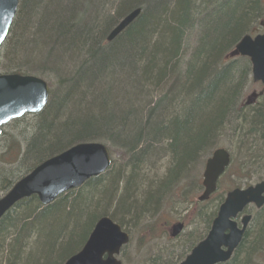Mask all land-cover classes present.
Listing matches in <instances>:
<instances>
[{
    "label": "trees",
    "instance_id": "16d2710c",
    "mask_svg": "<svg viewBox=\"0 0 264 264\" xmlns=\"http://www.w3.org/2000/svg\"><path fill=\"white\" fill-rule=\"evenodd\" d=\"M85 3L98 6L93 17L88 9L81 13L77 4ZM260 3L20 0L4 54L0 51V67L1 58H6L3 72L56 76L58 87L51 90L46 108L34 115L35 132L25 149L19 148L8 163L18 161L25 173L88 141L103 142L112 152L110 144L127 161H114L105 174L49 206L36 197L16 204L0 221V264H63L81 249L105 214L122 226L135 222L136 227L142 214L156 211L177 176L194 167L202 154L211 155L215 139L227 130L239 135L248 158L264 159V102L242 109L245 90L253 85L251 65L245 58L229 56L237 42L253 32ZM135 8L142 9L139 17L107 42L114 26ZM156 158L168 168L154 183L159 177ZM244 162L240 169L255 172L248 166L252 160ZM144 163L154 168L143 174ZM14 180L0 170V196ZM222 198L201 216L206 232ZM263 210L233 258L220 264H264ZM154 229L145 227V233ZM149 260L146 264H160L161 258Z\"/></svg>",
    "mask_w": 264,
    "mask_h": 264
},
{
    "label": "water",
    "instance_id": "95a60500",
    "mask_svg": "<svg viewBox=\"0 0 264 264\" xmlns=\"http://www.w3.org/2000/svg\"><path fill=\"white\" fill-rule=\"evenodd\" d=\"M19 1L0 0V48L8 36ZM141 12V8H135L124 16L111 30L107 40L115 39ZM236 54L250 58L254 82L264 84V34L255 37L245 35L236 45ZM48 99L49 88L44 79L18 73L0 74V134L3 126L10 121L26 114L40 113ZM230 161L226 149L220 148L213 152L205 165L204 192L199 197L200 201L209 199L217 190L218 179ZM111 162L107 146L95 141L78 143L45 160L0 198V220L18 201L32 195L38 196L43 204H50L60 194L78 188L90 178L104 173ZM252 202L257 207L264 204V181L245 189L230 191L206 239L181 264H217L230 259L242 240L250 216L243 218L242 228L238 227L234 218ZM181 230L182 225H176L173 235ZM128 242L129 235L119 224L108 216L102 217L96 222L82 249L70 256L64 264H121L115 255Z\"/></svg>",
    "mask_w": 264,
    "mask_h": 264
},
{
    "label": "rangeland",
    "instance_id": "374dc122",
    "mask_svg": "<svg viewBox=\"0 0 264 264\" xmlns=\"http://www.w3.org/2000/svg\"><path fill=\"white\" fill-rule=\"evenodd\" d=\"M195 2L196 4H202V0H195ZM77 5L80 6L81 13L87 11L88 9V16L92 15V17L98 7L95 4L86 3ZM259 7L261 16L258 18L257 21H254L252 23V27L256 28L259 32L264 33V0H261ZM86 17L87 14L80 20L83 22L85 21L84 18ZM31 51L33 52V50ZM3 52L4 51L2 50L1 54H4ZM237 57V59H239L240 56ZM6 63L7 59L1 58L0 72H3L2 67L3 64ZM65 67H67L66 69L68 70V72H72L71 66ZM43 78L47 81L50 88V92L51 90H57L58 79L56 76L52 78ZM260 92H263L264 95L263 85L254 83L253 85L248 86L241 99L245 108L244 109L242 107V109L247 110L249 106H253V103H245L246 97L253 93L258 94ZM50 95H52V93ZM51 98L52 97L50 96L49 103L51 101ZM254 101H256L255 104H260L261 102H264V97H256ZM242 102H240V105L242 104ZM35 123L36 119L34 115H26L21 119L14 120L10 124H8L4 129V134L0 136V170H7L10 176L15 177V180H17L20 175H23L24 170L18 164V161L12 164L8 162L11 161L12 154L17 153L19 148L21 150L25 149L27 139H29L35 132ZM231 131L232 130H227L225 133H223V135L215 139L214 146L217 148L224 147L228 149L232 155L233 163L232 168L230 169V173L227 174V170L226 174L221 179L222 183L220 182L218 192L214 194L209 200L204 202H198V197L203 192L202 180L204 169L202 170V167L198 168L202 163V154L201 159H198L197 163H195V166L192 167L186 173L184 172V174L180 176L174 182V184H172L170 190L167 191L166 196H164V198L160 201L157 210L148 216L142 214V216L138 218L139 222H136V227H134L135 222L134 225L132 224V226L129 224L122 226L120 223H118L112 218L113 221L120 224L125 231H128L131 237L129 244L124 247L123 252L120 255V259L122 260L123 264H146L148 261H150L149 259L154 257L161 258V260H158L160 264H166L167 262L169 264L178 261L180 259V255L187 252L189 244L191 243L192 246L193 240L195 238H198L201 235L203 229L206 228V225L204 224L201 216L202 214H204L205 211L211 210L213 206V209L215 208L216 202L218 201V198L221 196L222 193H224L225 196L229 190L236 187L239 183L241 185L239 187L241 188H246L247 183H250V185H255L256 183H258V178L260 176H264V159H261L262 156L253 157L252 159H250V157L248 158L246 147L241 146L239 143V135H237L236 138L235 134ZM109 146L112 148V154L115 163H121V165L124 164L127 159L123 158L116 148L112 147L110 144ZM209 147L210 146H208V149ZM9 151L11 152V154L8 156L7 152ZM207 157L208 156L204 157L202 164H205ZM148 160H150L148 162H153L152 158H149ZM244 160L249 163L251 162V160L253 161L251 165L248 166L254 168L255 172H252L251 169L250 172L247 170L243 171L242 169H240L241 166L247 165ZM158 162L159 160L156 158V163L154 165L157 164L158 166L156 174L159 177H156V180L154 179V183L155 181H158L162 177H164L166 173V168H168V166L166 167V165L163 164V161H160V163ZM152 168H154L153 164L151 165L144 163L142 167V173L145 174L147 169H150L151 171ZM146 179L147 181H150L149 178ZM151 183H153V181ZM78 190L79 189L75 190V192ZM121 190L122 187L119 186L118 193H120ZM117 196H115V198ZM114 206V203H112V206L108 209L111 211L113 210ZM248 210L254 218L257 216V214L262 212L256 207H249ZM216 214L217 212L215 213L214 217L216 216ZM106 216L109 215L105 214L101 217ZM109 217L111 218V216ZM175 222L185 223L186 229L185 234L183 236L181 235L180 237H177L176 239L172 240L170 239L171 237L169 234L171 226ZM152 225L155 226L154 231L152 233H145V227H149ZM260 258L261 261L264 262V251H262V253L260 254Z\"/></svg>",
    "mask_w": 264,
    "mask_h": 264
},
{
    "label": "flooded vegetation",
    "instance_id": "af4514ba",
    "mask_svg": "<svg viewBox=\"0 0 264 264\" xmlns=\"http://www.w3.org/2000/svg\"><path fill=\"white\" fill-rule=\"evenodd\" d=\"M258 97H261V96H263L262 95V92H260V94L258 93ZM246 213V211L243 213V214H238L237 215V217H235V221L237 222V224H238V226L239 227H241V223H242V221H241V218L244 216V214ZM184 224V226H183V230L177 235V237H180L181 235L183 236L184 234H185V229H186V225H185V223H183ZM175 225V224H174ZM174 225H172L171 226V229H170V234H172V229H173V227H174ZM247 231L248 230H246V233H247ZM206 234H207V232H206V230H205V228L203 229V231H202V233H201V235L198 237V238H195L194 240H193V244H192V248L198 243V242H200L201 241V239L203 238V237H206ZM172 238V237H171ZM174 238H172V240H173ZM189 243H190V240H189ZM191 243L189 244V248H188V250H187V253L189 254L190 252H191ZM187 254V255H188Z\"/></svg>",
    "mask_w": 264,
    "mask_h": 264
},
{
    "label": "bare ground",
    "instance_id": "6f19581e",
    "mask_svg": "<svg viewBox=\"0 0 264 264\" xmlns=\"http://www.w3.org/2000/svg\"><path fill=\"white\" fill-rule=\"evenodd\" d=\"M107 42H112V41H108V40H107ZM106 44H107V43H106ZM101 143H103V142H101ZM103 144H105V143H103ZM105 145H106V144H105ZM106 146H107V145H106ZM107 147H108V146H107ZM201 167H202V170L205 169V164H201L200 167H198V168H201ZM198 168H196V169H198ZM203 171H204V170H203ZM185 173H186V172H185ZM183 174H184V172L181 173L179 176H177L176 179H178V178H179L180 176H182ZM174 182H175V181H174ZM156 210H157V209H156ZM239 214H240V213H239ZM237 215H238V214H237ZM236 217H237V216H236Z\"/></svg>",
    "mask_w": 264,
    "mask_h": 264
}]
</instances>
